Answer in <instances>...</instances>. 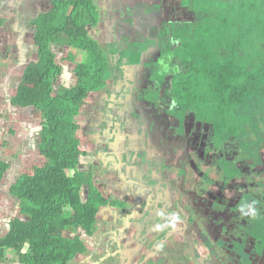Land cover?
<instances>
[{"label":"trees","instance_id":"trees-1","mask_svg":"<svg viewBox=\"0 0 264 264\" xmlns=\"http://www.w3.org/2000/svg\"><path fill=\"white\" fill-rule=\"evenodd\" d=\"M138 1L141 9L128 3L113 4L111 10L116 9L118 31L129 26L140 29L136 18L143 11L155 16L164 9L168 14L161 17L162 33L151 45L155 59L149 62L143 60L146 44L100 42L92 36L104 24L103 13L110 11L98 0H50L47 10L31 17L34 58L24 57L18 69L20 81L7 104L39 115L38 146L44 163L10 187L15 214L7 234L0 236V264L13 261L12 251L19 253L20 264H73L80 256L97 257L84 237L98 229L102 206L110 200L115 207L125 204L106 198L93 171L80 167L86 155L80 120L89 98L108 93L112 78L125 76L126 67H145L156 91L150 101L159 102L165 91L175 99L173 117L180 119L182 129L186 114L197 115L212 127L204 155L222 156H203L205 160L195 164L192 153L194 163L188 164L192 173L203 180L210 181L214 174L239 181L264 164V0H160L154 5ZM6 21L0 18L1 28ZM124 110L121 115L128 123L131 115ZM112 116L105 121L109 127L125 126V120ZM9 168L0 158V185ZM187 172L182 169L179 177ZM218 182L215 189L225 192L227 180ZM180 184L183 188L182 179ZM246 190L232 203L233 210L247 218L249 212L246 228L257 250H263L264 176ZM168 191L171 194V186ZM146 224L135 223L137 229Z\"/></svg>","mask_w":264,"mask_h":264},{"label":"flooded vegetation","instance_id":"flooded-vegetation-1","mask_svg":"<svg viewBox=\"0 0 264 264\" xmlns=\"http://www.w3.org/2000/svg\"><path fill=\"white\" fill-rule=\"evenodd\" d=\"M138 8L141 9L140 5ZM146 14L150 16L147 17V15L145 17ZM164 15L168 14H164L163 9L162 16ZM162 16L156 17L154 12L143 11V14L138 18H143V23H148L147 33L137 34V31L123 28L122 30H117L114 35L112 33H99L97 36L93 34L92 36L100 42H105V40H109V43L113 41L121 42L124 40L123 37L127 36L129 37L128 41L133 42L134 46L136 43L140 45L147 43V49L150 53L145 55L143 60L144 62H149L151 59H155V51L150 48L156 39L159 40V35L162 33L161 28H159ZM139 36H145L144 40L140 41V38H136ZM147 56L149 57L148 59ZM139 72L140 80L127 91V96L125 97L124 95L121 99L127 105L131 118L126 123V119L115 117L121 119L122 123L125 120V125L127 126H124L125 128L121 127V129L117 127L111 128L113 131H118L117 134L122 136L126 134L125 137L128 138L135 134L133 137L138 139V142L135 145L128 140V146H123V149L118 152V157L122 158L125 153L129 155L139 153L140 160H137L141 161L147 157L144 160L146 162L145 167L149 166L151 169L160 167L161 164L158 165L157 161H161L166 165L161 166V168L167 172L168 177L172 180L170 182L172 191L170 194L168 191L170 186L166 184L167 189L165 188L163 192L168 197L164 202H162L163 199L160 196L146 197V204L150 211L146 216L149 219L152 216V219L150 224L148 222L141 229H137L138 227H136L134 221L139 218L133 217V220L130 218L133 214L138 216L136 211L134 212L133 210L136 207L138 208L139 202H136V205L130 208L131 212L126 217L122 216L119 219V222L122 220L124 229L141 233L139 240L136 241V254L138 255L141 250L144 251V254L138 255V264H264V248L263 250H257L256 241L250 235L249 229L246 228V225L247 227L249 226V220L248 222L246 220L250 218L249 212H247L248 218L244 215H239L238 211L233 210L236 204L232 205L235 199L240 198L241 194L247 191L246 189L250 185L264 176V168L261 169L264 164L262 163L248 172V177H242L239 181H229L226 175L217 177L214 174L210 177V181L207 179L203 180L196 173H192L193 171L188 167L189 162L194 163L190 161L192 153H195V164L200 158L205 160L203 156L206 158L215 157V159L222 156L219 152L204 155L203 151L206 148V144L208 145L210 140H212V127L197 120V115L186 114L184 115L182 132L180 119L173 117L176 114L174 113L176 109L175 99L166 94L165 91L159 95V102L150 101L151 96L156 94V91L151 89L154 86V81L149 77L147 78L145 67H140ZM136 94L140 95L139 98ZM90 99L91 97L89 101ZM83 122L85 124L80 121L82 125L81 138L83 137V130H89L88 121ZM88 135L90 136V133ZM123 139L122 137L121 141ZM165 140L167 141L166 143L164 142ZM113 141L114 138L112 139ZM117 145L120 146L121 143L118 142ZM138 146H142L145 150L142 152L134 151L133 148ZM108 147L110 148L111 146L108 144ZM82 150L85 152L86 157L88 151L84 148L83 140ZM197 154L200 155L198 158ZM118 166L119 163H116L114 169L119 173L117 170ZM80 167L82 168V165ZM184 168L188 172L182 175L183 177L181 176L178 183L175 178L177 179L180 176L179 172ZM89 169L83 170L90 171ZM131 169L133 170V167ZM134 170L138 173L142 172L137 166L134 167ZM153 172L158 174L157 171ZM162 172V170L159 171L160 174ZM214 176L217 178H214ZM250 177L254 178L253 182H250ZM203 178L205 177L203 176ZM218 178L227 180L225 184L228 188L225 192L215 189L219 183ZM181 179L184 183L183 188L180 187ZM198 180H201V182L199 183ZM175 184L178 185L176 186ZM240 190L242 192L238 194ZM100 191L106 198L109 197L104 191ZM231 192L234 193L233 197L229 195ZM118 200L123 201L121 203L125 205L128 202L126 196H119ZM108 206L115 207L110 200L108 204L100 208L99 212ZM117 207L121 208L122 206L118 205ZM149 213H152L151 216ZM164 213L166 214L161 217ZM254 225L252 223L251 227L254 228ZM124 234H127V232L125 231L123 236ZM90 251H93V249L90 248ZM114 256L111 258H114ZM118 256L120 257V261L117 259L118 262L123 261L122 255L118 254ZM82 258L86 260L88 257L81 256L76 261L80 262Z\"/></svg>","mask_w":264,"mask_h":264},{"label":"crops","instance_id":"crops-1","mask_svg":"<svg viewBox=\"0 0 264 264\" xmlns=\"http://www.w3.org/2000/svg\"><path fill=\"white\" fill-rule=\"evenodd\" d=\"M98 1L101 2L100 0ZM105 1L107 2L108 0H103L102 5H104ZM110 1L114 4V6H126L129 2L128 0H122L121 4V2L115 0ZM114 2H116V4ZM15 4L16 7L19 4V8H24L22 5H20L21 0H15ZM10 10L11 9L9 8V6L4 7V1L1 0L0 14L13 12ZM110 11L113 16L110 15ZM110 11H107V13H105L104 25L103 28L100 29V31H102L103 33H112L114 35V33L117 32L116 26L119 20L116 19L114 15L116 9H110ZM32 16L33 15H31V17ZM3 19L7 20V18ZM30 19L28 20V22L30 21ZM136 21L141 25V23H143V18H136ZM126 28H130L131 31H133V28L135 27L129 26ZM123 38L124 41L129 40V37L127 36ZM108 41L109 40H105V42ZM135 45H137V43ZM142 45L145 46V44ZM146 45L148 44L146 43ZM133 49L135 48L133 47ZM147 53H150L148 49ZM147 53L145 55H147ZM139 71L140 68H136L133 66L126 67L125 76H122L120 78H117V76L113 77L110 81L108 93L91 96L89 103L82 113V118H85V121H88L89 125V130H83L82 140L84 148L88 151V155L86 157H83L82 159V169L90 168L89 170L93 171L95 180L100 190L104 191L108 196H114L117 198L119 196H126L128 198V202H126V205L122 206L121 208H112L108 206L106 209H103L99 212L98 229L96 230L94 235L97 238V247L95 246L96 248H93L97 253V257L95 258L91 256L86 260L83 259L80 262L76 261V263L74 262L73 264H91V261L95 262V264H138V255L144 254L143 250L139 251L138 255L136 254V241L139 240V236H141V233H137V231L134 232V230H132L131 232L130 229H124L121 222L122 220H120L119 222V219L122 216L126 217L131 212L130 208H132V206H135L136 202H139L138 208L136 207L133 210L134 212L136 211L138 216H135L133 214L130 218L131 220H133V217H138V220H136L137 218L134 220L135 223H148L146 215L150 211L148 210L146 204V197L150 198L152 196H160L163 199L162 202H164L168 197H166L165 192H163L166 188V184L172 187L170 183L172 182V180H170V178L168 177L167 172L163 170L161 166L155 169H151L149 166L145 167L146 162L143 160L139 161V153H137L136 155H129L125 153L124 156L122 155V158H119L118 152L123 149V146H128L127 141L129 140L131 143L137 145L136 142H138V139L133 137L135 136V134H133L131 138L125 137L126 134L124 136L119 135V142L121 143V145H117L116 131H113L111 129L112 127L108 128V124L105 122L106 119L111 116V114L113 115V118H123V115H121V113L125 112L124 109H128V107L121 99L124 97V95L126 97L127 91L140 80ZM71 83L73 84V82ZM136 96H138L139 98L140 95L136 94ZM83 123L84 122H82V124ZM89 133L90 136L88 135ZM122 137L124 138L123 141H121ZM113 138L114 141L112 142ZM164 142L166 143L167 141L165 140ZM109 143L111 145L110 148L107 145ZM86 145H89L91 147V150L93 151V154L96 155L95 160L88 161L90 152ZM133 150L136 152H142L145 150V148H143L142 146H138L136 148L134 147ZM145 158L147 159V157ZM116 163H119V166L117 167L119 173L114 169ZM161 163V161H157L158 165ZM136 166L139 167L142 172L138 173L137 171H135L134 167ZM132 167L133 170L131 169ZM160 170L163 171L162 174L159 173ZM153 171H157L158 174H154ZM175 180L179 183L180 177L178 176V178H175ZM175 185L177 186L178 184ZM149 214L151 216L152 213ZM125 231L127 232V234H124L123 236V233ZM118 254L122 255L123 261L118 262V260L120 261V257L118 256ZM113 255H115L114 258H111Z\"/></svg>","mask_w":264,"mask_h":264},{"label":"rangeland","instance_id":"rangeland-1","mask_svg":"<svg viewBox=\"0 0 264 264\" xmlns=\"http://www.w3.org/2000/svg\"><path fill=\"white\" fill-rule=\"evenodd\" d=\"M3 1L4 7L9 6L11 9L10 11L13 12L0 14L1 19L7 18L8 20L2 28L0 27V158L10 164V168L0 185L1 237L7 234L9 222L12 219L11 217L15 214V199L9 195L11 185L15 183L17 178L21 177L23 174H31L35 166H40L44 163L38 146L40 139L39 115L37 116L30 113L29 110L23 111L13 109L7 104V100L12 96V89L14 88L15 83L20 81L18 69L23 66L24 57L29 60L34 58L32 51L34 49L33 31L31 30L32 27L28 20L31 18V15L34 16L39 11L42 12L43 10H47L50 0H21L20 5L24 8H19V4L16 7L17 3L15 4V0ZM100 1L101 2L99 3L103 4V0ZM159 1L160 0H148L143 2L148 3L149 5H154L159 4ZM114 3L116 4V2ZM128 3L130 6L138 8V4L135 0H130ZM104 5L110 9L113 7V3L110 0L104 2ZM162 14L163 12L159 11L156 15L160 17ZM146 16L149 17L150 15L146 14L145 17ZM103 25L104 24L101 23L100 27L98 26L97 30L93 31L91 34L97 36L99 33H103L100 31V29L103 28ZM147 25L148 23H141L139 30H136L135 28H133V30L138 31L137 34L147 33ZM144 37L145 36H139L136 38H140L141 41L144 40ZM156 41L157 39L155 42ZM64 50L66 51V49ZM72 80L73 81L71 82L75 84V77ZM80 121H85V118H82ZM203 122L206 123L205 120ZM86 147L90 152L88 161L95 160L96 155L93 154L91 147L89 145H86ZM263 168L264 166H261V169ZM214 178L217 177L214 176ZM250 179V182L254 181V178L250 177ZM198 181L199 183L201 182V180ZM234 193L231 192L229 195L233 197ZM94 235L84 237V240L89 244L91 249L97 247V238ZM11 254L14 262L9 260L6 264H20L19 253L12 251ZM80 257L78 259H80ZM82 260L83 258L80 261ZM91 264H95V262L91 261Z\"/></svg>","mask_w":264,"mask_h":264}]
</instances>
